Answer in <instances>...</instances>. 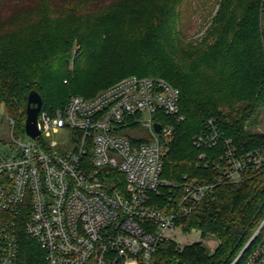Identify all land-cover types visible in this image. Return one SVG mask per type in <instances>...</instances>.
Here are the masks:
<instances>
[{
    "label": "built area",
    "instance_id": "built-area-1",
    "mask_svg": "<svg viewBox=\"0 0 264 264\" xmlns=\"http://www.w3.org/2000/svg\"><path fill=\"white\" fill-rule=\"evenodd\" d=\"M179 102L166 80L129 76L95 97L72 96L63 109L42 105L32 138L0 97V264L19 263L21 231L37 242L44 264H152L163 243L183 247L180 237L193 232L178 221L216 186L264 169V148L239 155L227 141L211 182L162 178ZM53 135L66 140H48ZM222 136L210 120L193 145L216 147ZM244 255L241 264H264V219L233 264Z\"/></svg>",
    "mask_w": 264,
    "mask_h": 264
},
{
    "label": "trees",
    "instance_id": "trees-1",
    "mask_svg": "<svg viewBox=\"0 0 264 264\" xmlns=\"http://www.w3.org/2000/svg\"><path fill=\"white\" fill-rule=\"evenodd\" d=\"M101 2L99 6H104L107 0ZM134 4L127 15L98 27L90 38L80 39L77 55L73 54L76 32L57 33L61 28L51 16L56 6L53 0H0V19L3 11L9 15L0 20L1 28L11 26L16 18L18 26L27 23L33 9L42 17L39 31L24 47H0V97L19 128L25 124L33 91L42 97L43 110L53 112L63 109L72 96L95 97L100 89L123 77H158L180 91V113L172 118L175 138L164 156L162 178L177 183L187 176L211 182L219 174L212 163L224 155L227 141L239 155L263 149L264 134L254 129L264 111V0H221L205 36L197 43L185 40L187 0H168L167 9L153 16L149 13L155 8L146 10ZM142 16L149 24L139 35L149 37L154 45H140L138 56L131 61L114 54L118 48L111 42H117L114 36L118 30L132 18L133 24L143 22ZM108 53H113L114 59L105 57ZM73 56L76 69L70 83L75 92L65 102L66 89L60 80ZM210 120L223 134L222 139L216 147L198 148L193 138L209 128ZM202 154L210 162L207 166L201 161ZM263 219L264 169L239 184L216 186L195 211L178 221L185 232L216 238L219 244L213 252L201 242L184 247L165 242L152 264H233ZM19 239L18 264H44L37 242L23 231ZM245 255L236 264H241Z\"/></svg>",
    "mask_w": 264,
    "mask_h": 264
},
{
    "label": "rangeland",
    "instance_id": "rangeland-1",
    "mask_svg": "<svg viewBox=\"0 0 264 264\" xmlns=\"http://www.w3.org/2000/svg\"><path fill=\"white\" fill-rule=\"evenodd\" d=\"M101 1L102 0H64V2H62L61 0H53L56 8L53 7V14L51 16L53 17L54 22L60 23L61 28V30L57 31V33L69 34L70 32H76L77 42L75 41L73 45L75 47L73 54H76L77 52L78 55V51H81L80 39L90 38L93 34V31H95V29L98 27H103L106 23L112 22L113 19L117 18V20H119V18H122V16L127 15L128 11L130 10L131 12L133 9L135 5L134 2L138 4L137 6L144 7L146 10H149V8H155L154 12L149 13L152 16L155 15V13L158 14L160 11H165L168 5V0H107V3L109 4L106 3L107 5L104 4V6H99L102 4ZM119 3H126L127 6L118 7L120 5ZM187 3L188 5L184 10L183 15L184 29L187 34V39L185 40L187 42L196 41L197 43L205 36L207 29L211 25L212 18H214L220 7L221 0H187ZM72 7L73 9H76V11H72L73 13H68V11H65L67 8L71 9ZM75 12L77 14L76 19H74V15L76 16ZM18 13H20V11H18L16 14ZM39 13L40 12L38 9H33L30 13V16L27 18L28 22L22 23L20 26H18V20L16 18L11 26H5L2 28L0 27V47H24L26 41L35 35L40 29L42 17L39 18ZM124 13L125 15H123ZM145 15L146 14H144V16ZM1 16V19H6L9 17L6 11L1 12ZM144 16H142L144 19L143 22H140L139 24H133L135 20L132 18L128 24H125L121 30H118L116 36H114L117 42H111V44L118 48L114 54L118 53V55L121 54V56H126L128 57V60L131 61L138 56L140 52V45L143 43L154 45V41L150 42L149 37H142V34L139 35L143 28L149 24L147 23L148 18ZM73 28H75V30ZM54 30L55 28L53 31ZM111 56L114 59L115 56H113V53H108L105 55V57ZM74 59L75 56H73L70 64L66 67V73L64 74L65 76L62 75L64 77L60 80L62 87H65L66 89L63 99L65 102L75 92L73 89H71L70 83V80L74 76L76 69ZM124 78L126 77L121 78V80ZM103 89H100L98 92L100 93ZM143 120H147L146 115H143ZM254 131L264 134V111L260 118V124L255 127ZM24 138L26 142L33 141V139L28 136ZM48 140L61 143L66 139L62 135H53ZM198 238L199 233L196 232H193L190 235L182 236L179 240L180 245L183 247L191 245L195 242L194 240H196L198 243ZM203 240L204 241L201 243L205 244L211 252H213L219 244L218 240L214 237H210L208 239L203 238ZM207 240H209V244L205 243Z\"/></svg>",
    "mask_w": 264,
    "mask_h": 264
},
{
    "label": "water",
    "instance_id": "water-1",
    "mask_svg": "<svg viewBox=\"0 0 264 264\" xmlns=\"http://www.w3.org/2000/svg\"><path fill=\"white\" fill-rule=\"evenodd\" d=\"M43 105V100L41 96L33 91L29 94L27 109H26V120H25V131L28 136L36 138L40 135L38 130V114ZM157 132L161 131L160 125H155Z\"/></svg>",
    "mask_w": 264,
    "mask_h": 264
}]
</instances>
